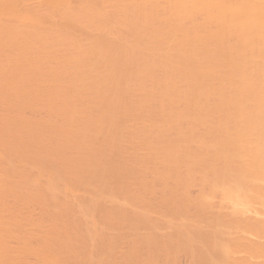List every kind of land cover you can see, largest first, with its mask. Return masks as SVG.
I'll list each match as a JSON object with an SVG mask.
<instances>
[{
    "label": "bare ground",
    "instance_id": "6f19581e",
    "mask_svg": "<svg viewBox=\"0 0 264 264\" xmlns=\"http://www.w3.org/2000/svg\"><path fill=\"white\" fill-rule=\"evenodd\" d=\"M0 264H264V0H0Z\"/></svg>",
    "mask_w": 264,
    "mask_h": 264
}]
</instances>
